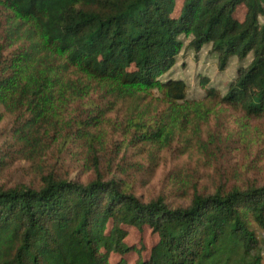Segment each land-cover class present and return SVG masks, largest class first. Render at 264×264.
<instances>
[{
	"label": "trees",
	"instance_id": "16d2710c",
	"mask_svg": "<svg viewBox=\"0 0 264 264\" xmlns=\"http://www.w3.org/2000/svg\"><path fill=\"white\" fill-rule=\"evenodd\" d=\"M177 1L0 0V121L12 119L10 139L30 162L56 140L81 141L86 174L71 178L56 161L30 182L0 184V264H262L264 183L217 181L184 193L186 205L143 201L111 157L102 165L98 106L62 133L65 109L93 95L127 105V145L169 147L217 107L264 125V0H182L175 11ZM183 39L221 72L238 61L224 89L192 100L168 75ZM151 92L165 107L152 116Z\"/></svg>",
	"mask_w": 264,
	"mask_h": 264
},
{
	"label": "rangeland",
	"instance_id": "374dc122",
	"mask_svg": "<svg viewBox=\"0 0 264 264\" xmlns=\"http://www.w3.org/2000/svg\"><path fill=\"white\" fill-rule=\"evenodd\" d=\"M181 2L177 1L175 11ZM238 66V61L232 59L221 72L207 48L194 52L189 48L188 40L183 39L177 62L168 75L186 83L188 99L202 100L206 88L224 89L235 77ZM203 78L208 80L205 86L201 84ZM151 93L144 101L148 104L150 116L165 109L163 101L156 98L155 92ZM82 102L70 105L62 113V133L67 134L71 118H85L86 107L91 104L98 106L101 114H98L100 121L96 132L106 150L102 165L107 166L105 162L111 157L113 168L121 169L122 179L143 201L162 194L172 206L186 205L188 200L184 193L191 192L193 188L210 192L217 181L231 184L240 179H250L264 183V125L246 119L238 110L217 107L208 111L207 122L202 115L199 116L198 129L193 123L188 125L185 133L173 135L169 147L161 148L127 145L130 129L127 127L126 104L97 95ZM11 124L12 119L7 115L0 121V151L8 153L0 169V184L9 186L30 182L37 175L35 167L51 166L56 161L59 166L74 169L71 178L86 180L81 168L85 154L81 141H72L61 147V140H56L46 149L43 157L30 162L17 154L19 146H15L10 139ZM148 240L146 238L147 244ZM262 257L264 264V243ZM117 261L113 259L112 264Z\"/></svg>",
	"mask_w": 264,
	"mask_h": 264
}]
</instances>
